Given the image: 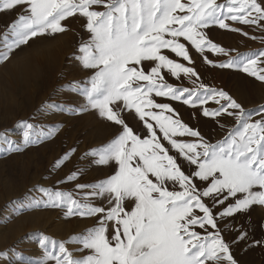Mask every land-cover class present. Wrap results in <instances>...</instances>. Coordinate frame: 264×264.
I'll use <instances>...</instances> for the list:
<instances>
[{"label": "snow or ice", "instance_id": "6c2138e0", "mask_svg": "<svg viewBox=\"0 0 264 264\" xmlns=\"http://www.w3.org/2000/svg\"><path fill=\"white\" fill-rule=\"evenodd\" d=\"M18 8L17 18L0 37V62L33 38L67 31L63 22L78 14L90 34L79 46V60L84 69L94 72L82 87L75 81L72 87L86 100L81 110H95L119 130L108 143L85 154L99 166L114 162V174L93 184L77 183L75 191L38 187L35 191L41 198L17 210L43 206L61 209L66 217L94 218L96 223L65 240L41 234L42 256L33 259L11 249L15 256L11 264H238L232 246L248 234L241 232L227 241L223 233L232 225L225 220L251 206H264V106L253 120L227 92L196 84L199 74L181 38L200 54L208 50L228 55L205 30L216 25L248 35L227 23L232 21L264 32V0H0V12ZM164 50L192 66L177 62ZM203 59L213 63L206 56ZM144 62L151 65L148 70ZM215 66L240 68L264 82V49L237 54ZM165 71L177 79L181 74L195 77V86L175 87L165 79ZM154 97L193 107L212 101L218 107H202V115L231 116L236 126L222 140L209 143L169 104ZM133 112L143 122L142 132L126 121L125 113ZM21 124L22 145L39 143L37 126ZM157 129L171 148L162 143ZM9 132H0V142L8 145V151H20L21 145L9 138ZM186 136L195 139L176 138ZM40 138L47 137L41 133ZM173 149L178 155L169 154ZM78 173L72 172L67 181L75 180ZM98 199L106 206L96 204ZM0 259H8L7 250L0 252Z\"/></svg>", "mask_w": 264, "mask_h": 264}, {"label": "rangeland", "instance_id": "374dc122", "mask_svg": "<svg viewBox=\"0 0 264 264\" xmlns=\"http://www.w3.org/2000/svg\"><path fill=\"white\" fill-rule=\"evenodd\" d=\"M217 2L224 3L225 0ZM20 11L18 8L14 12H0V37ZM85 22L78 14L69 17L63 22L67 31L33 38L27 45L14 50L7 61L0 62V132L9 129V138L21 145V150L15 152L8 151V145L0 142V252L7 250L8 257L7 260L0 259V264L15 261L11 249L39 259L42 256L39 247L41 234L65 240L96 223L94 218L66 217L61 209L43 206L17 211L21 205H28L33 198H41L42 194L35 191L36 188L59 187L65 191H75L77 183L93 184L114 174V162L99 166L94 163V157L85 154L108 143L118 132V126L102 119L95 110H81L82 106H86V100L72 87L74 81L80 82L82 87V82L94 72L92 69H84L79 60V46L90 35L83 27ZM227 23L248 35L220 29L216 25L205 31L214 43L228 50V55L208 50L200 54L183 38L181 42L189 48L199 74L196 84L203 83L227 92L255 120L259 118L256 110L264 106V82L240 68H220L215 65L227 62L237 54L264 49V32L255 25H241L232 21ZM164 51L177 62L192 66L174 53ZM204 56L213 63H204ZM150 66L144 62L145 70ZM164 75L167 82L175 87L195 86V77L187 79L181 74L180 79H177L166 71ZM154 98L159 103L169 104L183 123L198 130L209 143L222 140L236 126V120L231 116L202 115V107L210 110L218 107L212 101L204 106L197 104L193 107L166 97ZM46 103L49 106L55 104L56 107L45 108ZM125 118L134 130L143 131V122L135 117L134 112L131 115L125 113ZM21 122L37 126L34 132L39 143L22 145L24 129ZM53 128H56L54 134L48 135ZM41 133L47 138H40ZM157 133L162 143L171 148L162 139L158 129ZM176 138L186 141L195 139L187 136ZM72 149L75 151L71 152ZM69 152L71 155L59 167H54L56 161ZM169 154L178 155L174 149ZM77 170V178L67 181V176ZM183 170L187 174L186 163H183ZM196 183L199 185L200 182ZM95 203L106 206V201L99 199ZM221 210L216 209L217 212ZM225 223L232 225L223 233L227 241L235 240L241 232L246 231L248 234L247 239L232 246V254L238 264H264V206H251L247 212L226 218ZM197 231L202 232L200 229ZM254 241L262 243L256 245ZM68 247L76 248L79 245L70 244Z\"/></svg>", "mask_w": 264, "mask_h": 264}]
</instances>
